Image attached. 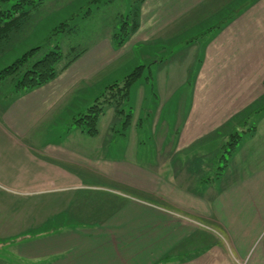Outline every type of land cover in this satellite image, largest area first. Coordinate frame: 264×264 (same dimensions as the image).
Segmentation results:
<instances>
[{
  "label": "crops",
  "instance_id": "1",
  "mask_svg": "<svg viewBox=\"0 0 264 264\" xmlns=\"http://www.w3.org/2000/svg\"><path fill=\"white\" fill-rule=\"evenodd\" d=\"M139 1L140 26L123 45L107 32L52 81L0 90V241L16 240L0 264H264V0ZM135 53L168 55L139 83L158 104L153 113L142 92L119 133L107 109L112 151L67 122ZM253 115L225 170L203 177L217 141Z\"/></svg>",
  "mask_w": 264,
  "mask_h": 264
},
{
  "label": "rangeland",
  "instance_id": "2",
  "mask_svg": "<svg viewBox=\"0 0 264 264\" xmlns=\"http://www.w3.org/2000/svg\"><path fill=\"white\" fill-rule=\"evenodd\" d=\"M16 2L17 0H0V9H9ZM139 4V0H44L36 7L31 8L25 24L20 27L16 34L12 35L11 42H9L5 46L6 54L4 58H1L4 61V63H2V66L5 67L11 64L31 48L39 47L35 54L29 59L27 65H30L34 60L46 53L57 42L58 44H60L64 56H67V54H75L77 52H80L82 49L88 46H93L97 39L103 34H106L107 32H111V34H114L115 31H118L122 24L121 21L133 8L139 6ZM66 21L69 25H65V30L54 34V29H56L57 26ZM70 28L72 29L70 30ZM66 56L62 62L68 59ZM167 56L168 55L158 56L157 60L151 61L149 63H155L156 61L159 62ZM141 64H148V62H141L139 54H128V57H126L120 64L121 67L126 66L127 69L123 71L124 74L122 76L119 75L120 77L118 79L121 80L136 66ZM120 72H122V70ZM146 80L147 79L145 77H142L133 86L130 94L129 105H131L132 108L138 106L137 102L139 100L140 94L142 92H144L145 94L150 92L152 96H150L149 104L152 106V112L154 113L155 108L158 104V99L156 97L157 89L140 87L139 83L146 82ZM147 81L152 83L150 80ZM12 85H14V79H12L11 77L4 80V82L0 84V90H9ZM94 101L88 103L84 110L92 105ZM146 105L147 103L144 106ZM109 108L110 107H108L107 109ZM136 111L138 113L139 106L136 107ZM106 113V116H103L101 120V129H103L102 134L98 137H93L94 135H90L88 132H85L79 125H75L73 118L67 122V126H73L80 130L82 129L86 133L85 136L88 139H91V143L108 138L109 140L107 141V148L111 147V150L114 151V125H112L113 129H111L110 135L104 136L106 128L105 123L112 120V114L110 112L108 113L107 110ZM147 113L148 112L144 110L142 114V118L144 119H142V122H140L139 131L141 138L147 143V148L151 149V143L153 142L147 137L150 131L151 123H149L150 121H148V118H146ZM254 119V115L248 118V125L246 128L254 124ZM115 129L118 130L117 133L122 132V130L124 129V125L121 119L120 122L117 123V126H115ZM118 137L119 138L118 142H116V149H120L121 143H125L124 141H126L124 140V138H121L120 135ZM128 139H130V137ZM227 139L228 138H226L225 141H217V146L220 150L219 152L217 151L215 153L217 154V156L215 157L216 162L212 166L210 165L205 167V169L200 168V173L203 177H205L207 174L209 176H216L217 172L222 173L225 170L220 169L219 167L225 164V162L221 159L220 154L221 151L224 150L223 146L226 143ZM122 140L124 141L121 142ZM218 148L216 150H218ZM144 151H146V148L142 147L138 152L137 161L139 163L143 162L142 160H146L147 158V155L146 153H144ZM208 163L210 164V162ZM4 244H6V242L0 241V245ZM3 247L4 249H0V251L2 253H5L4 255H11L13 257L11 250H13L14 246H11V244L8 243Z\"/></svg>",
  "mask_w": 264,
  "mask_h": 264
},
{
  "label": "trees",
  "instance_id": "3",
  "mask_svg": "<svg viewBox=\"0 0 264 264\" xmlns=\"http://www.w3.org/2000/svg\"><path fill=\"white\" fill-rule=\"evenodd\" d=\"M43 1L44 0H17L9 9H0V41H3L5 45L11 42L12 35L16 34L20 27L25 24L31 8L36 7ZM121 22L120 29L114 33V43L116 46L123 45L139 28L140 15L138 6L133 8ZM65 25H69L67 21L57 26L53 33L57 34L65 30ZM71 29L72 28H70V30ZM38 49L39 47L31 48L11 64L3 67L0 70V82L12 77V79H14V88L17 93L32 90L55 79L85 51L84 48L75 54H67V56H65L68 59L62 62L65 56L60 44L57 42L41 57L34 60L30 65H27L29 59ZM153 64L154 62L138 65L121 80L117 79L109 84L103 93L95 99L92 105L73 118L75 125H79L90 135H96L98 133L100 117L106 112L108 107H114L116 117L121 119L123 125L126 127L130 123L132 117V106L129 105L132 87L142 77L152 81ZM249 130L250 128L239 131L236 130L229 135L228 140L223 146L224 150H222L220 154L221 159L225 162L224 165L219 167L220 169H224L227 166L229 157L233 154L243 136L242 132ZM220 174L221 172H217L215 177H218ZM15 241L16 240L4 242L12 245ZM4 245H0V249L3 250Z\"/></svg>",
  "mask_w": 264,
  "mask_h": 264
},
{
  "label": "built area",
  "instance_id": "4",
  "mask_svg": "<svg viewBox=\"0 0 264 264\" xmlns=\"http://www.w3.org/2000/svg\"><path fill=\"white\" fill-rule=\"evenodd\" d=\"M240 264H245V262H240Z\"/></svg>",
  "mask_w": 264,
  "mask_h": 264
}]
</instances>
